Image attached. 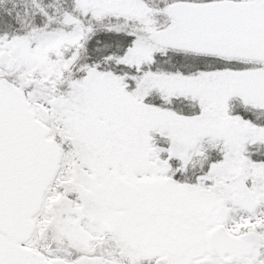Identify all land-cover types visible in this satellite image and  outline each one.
Here are the masks:
<instances>
[{"label":"snow or ice","instance_id":"6c2138e0","mask_svg":"<svg viewBox=\"0 0 264 264\" xmlns=\"http://www.w3.org/2000/svg\"><path fill=\"white\" fill-rule=\"evenodd\" d=\"M0 264H264V0H0Z\"/></svg>","mask_w":264,"mask_h":264}]
</instances>
